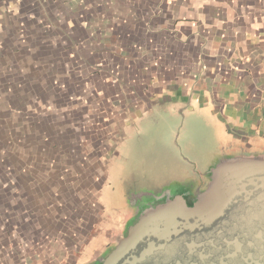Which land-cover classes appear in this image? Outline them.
I'll return each mask as SVG.
<instances>
[{
    "label": "crops",
    "instance_id": "0c3cea01",
    "mask_svg": "<svg viewBox=\"0 0 264 264\" xmlns=\"http://www.w3.org/2000/svg\"><path fill=\"white\" fill-rule=\"evenodd\" d=\"M0 8V264H88L118 236L92 234L107 141L82 124L96 113L102 126L108 98L122 113L108 118L114 128L172 104L175 120L208 113L242 129L247 153L264 147L250 131L264 128V0Z\"/></svg>",
    "mask_w": 264,
    "mask_h": 264
},
{
    "label": "water",
    "instance_id": "95a60500",
    "mask_svg": "<svg viewBox=\"0 0 264 264\" xmlns=\"http://www.w3.org/2000/svg\"><path fill=\"white\" fill-rule=\"evenodd\" d=\"M145 209L88 264H264V155L219 160L189 207Z\"/></svg>",
    "mask_w": 264,
    "mask_h": 264
},
{
    "label": "flooded vegetation",
    "instance_id": "af4514ba",
    "mask_svg": "<svg viewBox=\"0 0 264 264\" xmlns=\"http://www.w3.org/2000/svg\"><path fill=\"white\" fill-rule=\"evenodd\" d=\"M107 100L108 101L105 102L109 108V110H107L108 116L105 122L101 121V123L104 124L99 126L98 129L95 128L97 126L95 118L99 117V115L95 113V115L85 118L84 122L87 124H83V126L91 135L101 132L104 141H107V144H101L100 148H98L100 152L99 158L103 159V162L101 164V173L98 177V183L96 184V188L99 190L96 191V201L94 204L96 219L92 234L93 236L100 234L105 237L113 238L114 236L121 234V225L136 219L145 209L154 208L165 202L167 199L182 195L184 196L183 198L186 204L189 207L193 206L198 195L205 190L209 180V170L213 168L215 164L213 161L208 162L203 158H198L196 154L192 152V144L183 143L181 150L180 147H171L168 151L169 155L167 160H165L163 156H160L159 159L156 158L157 162L155 163L161 164L160 166L158 165V168L139 173L136 167H131L126 171L125 176L120 175L118 177L117 183L120 191L116 202L118 201L120 204L113 206V204H110L106 200L103 193L104 191H110L108 188H112L111 180H114L115 177L114 173L112 175L110 174L111 171L113 172V170H115L114 165L117 163L115 161L119 160L122 156L120 146L132 138V134L135 132L136 126L139 122L134 126H130V121H126L122 127L114 128L111 124V119L108 118L122 115V113L117 110V105L114 103L115 99L108 98ZM159 105L160 107L157 108V113H166L172 116L173 112L171 113L166 109H170L173 106L172 104ZM219 110L220 109L218 108V111ZM123 112L126 116L128 110L123 107ZM222 128L225 137L228 138L230 136L233 141L238 140V142H241L244 138L238 132L242 129L232 127L230 124H224ZM250 131L252 133H258L260 131L264 133V128L260 129L255 127L254 129H250ZM229 145L232 147L235 146V143ZM254 148L257 149L255 150L257 154L264 155V147L253 146V150ZM179 151H182V154H185L186 157H180ZM244 152H248V146L247 148H238L234 156L243 154ZM217 157L215 159H217ZM122 160L125 164L128 157H124ZM150 160L155 161V159ZM150 160H148V164L152 163ZM164 167L166 169H163ZM138 184H140L142 188H136L134 191L127 189L129 185H132L133 187L134 185L138 186ZM102 187L103 191L101 192ZM113 189L114 188H112V190ZM116 206L119 207L115 209Z\"/></svg>",
    "mask_w": 264,
    "mask_h": 264
},
{
    "label": "rangeland",
    "instance_id": "374dc122",
    "mask_svg": "<svg viewBox=\"0 0 264 264\" xmlns=\"http://www.w3.org/2000/svg\"><path fill=\"white\" fill-rule=\"evenodd\" d=\"M3 12V9L0 8V13L4 14ZM102 61L103 64L99 69L96 68V73H98V75L93 76L96 78L100 75L101 77L99 76L98 79L102 78V75L104 74L103 67L108 66L109 62L112 63L110 58L103 59ZM110 73L115 80H118V74L116 71L112 70ZM84 121L85 118L82 124H87ZM132 135L131 139L120 146L122 156L119 160L115 161L117 162L114 165L115 170H113V172L111 171L110 175L114 173L115 177L114 180H111V186L114 189L112 190V188H108L110 191H104L103 193L106 200L110 204H113V206L120 204L118 201L116 202L120 191L117 183L118 177L120 175L125 176L126 171L131 167H136L139 173L158 168L161 164L155 163L157 162L156 158L159 159L160 156H163L164 159L167 160L169 155L168 151L171 147H180L181 150L183 143L192 144V152H194L198 158H203L208 162L213 161L214 164H216L219 160L234 156L238 148L242 149L247 148L248 146L245 144L246 142L239 143L238 141H233L232 138H226L219 120L204 112L192 114L186 118V120L181 118L175 120V118L169 114L155 112L140 120ZM231 143H235V146L231 147V145H229ZM246 153L247 152L243 154ZM179 155L180 157H186L185 154H182V151H179ZM124 157H128L125 164L122 160ZM216 157L217 159H215ZM150 159H155V161H151ZM148 160L152 163L148 164ZM163 169L166 168L164 167ZM136 188L140 189L142 187L140 184H138V186L134 185L132 187V185H129L127 187L130 191H134ZM117 207L119 206H116L115 209Z\"/></svg>",
    "mask_w": 264,
    "mask_h": 264
}]
</instances>
